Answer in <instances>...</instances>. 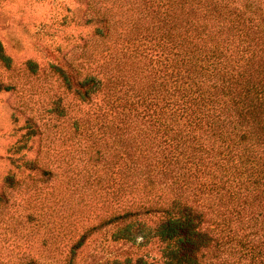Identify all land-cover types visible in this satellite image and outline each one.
<instances>
[{"label":"trees","instance_id":"trees-1","mask_svg":"<svg viewBox=\"0 0 264 264\" xmlns=\"http://www.w3.org/2000/svg\"><path fill=\"white\" fill-rule=\"evenodd\" d=\"M84 2L96 65L62 77L108 108L125 196L92 230L156 250L101 264H264V0Z\"/></svg>","mask_w":264,"mask_h":264},{"label":"rangeland","instance_id":"rangeland-1","mask_svg":"<svg viewBox=\"0 0 264 264\" xmlns=\"http://www.w3.org/2000/svg\"><path fill=\"white\" fill-rule=\"evenodd\" d=\"M84 1L0 0V264L156 257L151 243L113 242V230H92L124 208L125 196L112 194L123 159L114 157L118 134L109 118H98L108 108L99 113L96 98L82 102L62 77L65 63L80 79L92 73L81 67L86 56L93 55L88 67L96 65L92 28L76 25L87 15Z\"/></svg>","mask_w":264,"mask_h":264}]
</instances>
